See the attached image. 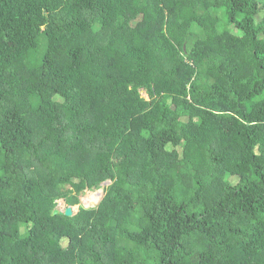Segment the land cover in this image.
<instances>
[{"label":"trees","instance_id":"trees-1","mask_svg":"<svg viewBox=\"0 0 264 264\" xmlns=\"http://www.w3.org/2000/svg\"><path fill=\"white\" fill-rule=\"evenodd\" d=\"M0 264H264V0H0Z\"/></svg>","mask_w":264,"mask_h":264},{"label":"rangeland","instance_id":"rangeland-1","mask_svg":"<svg viewBox=\"0 0 264 264\" xmlns=\"http://www.w3.org/2000/svg\"><path fill=\"white\" fill-rule=\"evenodd\" d=\"M35 90L32 89L31 92H34ZM143 95L147 97V95L142 92ZM66 102L68 104H72L73 105V98L71 96L70 93H67L65 96ZM105 186V184H104ZM103 186V187H104ZM104 197V188H101L99 190H95V191H85L80 195V204L77 206L73 207L74 213H77L80 207H84V208H92V207H96L101 200ZM66 207H68V205L66 204V202L64 200H59L58 201V208L61 210H65Z\"/></svg>","mask_w":264,"mask_h":264},{"label":"water","instance_id":"water-1","mask_svg":"<svg viewBox=\"0 0 264 264\" xmlns=\"http://www.w3.org/2000/svg\"><path fill=\"white\" fill-rule=\"evenodd\" d=\"M106 183H108V182H105L104 184H106ZM74 214H76V213H74L73 207H71V206L66 207L65 210H61L57 206V208L53 212V215H65L68 217H71Z\"/></svg>","mask_w":264,"mask_h":264}]
</instances>
